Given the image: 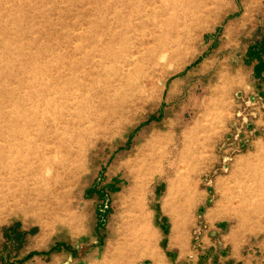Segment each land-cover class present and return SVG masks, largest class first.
Wrapping results in <instances>:
<instances>
[{
  "label": "rangeland",
  "instance_id": "374dc122",
  "mask_svg": "<svg viewBox=\"0 0 264 264\" xmlns=\"http://www.w3.org/2000/svg\"><path fill=\"white\" fill-rule=\"evenodd\" d=\"M218 255L264 264V0H0V264Z\"/></svg>",
  "mask_w": 264,
  "mask_h": 264
},
{
  "label": "crops",
  "instance_id": "0c3cea01",
  "mask_svg": "<svg viewBox=\"0 0 264 264\" xmlns=\"http://www.w3.org/2000/svg\"><path fill=\"white\" fill-rule=\"evenodd\" d=\"M212 257H213V256H209V257H208V261L210 260V262H211ZM219 257L221 258L222 256L218 255V256H217L216 258H214L213 260H214V261L216 260V262H218V263H220V264H223L224 261H222ZM225 258H226V257H225ZM213 260H212V262H214ZM156 264H158V263H156ZM208 264H209V263H208Z\"/></svg>",
  "mask_w": 264,
  "mask_h": 264
}]
</instances>
